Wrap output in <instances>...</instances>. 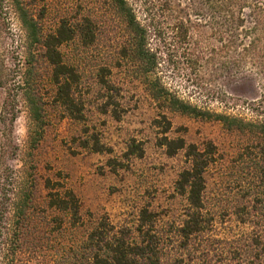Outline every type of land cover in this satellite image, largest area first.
Listing matches in <instances>:
<instances>
[{"label": "rangeland", "instance_id": "obj_1", "mask_svg": "<svg viewBox=\"0 0 264 264\" xmlns=\"http://www.w3.org/2000/svg\"><path fill=\"white\" fill-rule=\"evenodd\" d=\"M124 1L121 10L113 0H25L43 35L61 24L77 31L59 51L78 75V118L56 101L50 66L40 48L34 50L29 79L43 101L40 137L18 86L25 32L9 15L0 38V207L7 211L0 264L79 263L81 244L102 219L130 228L131 239L139 241L142 209L154 215L159 237L171 238L160 246V264H264L259 140L237 123L255 120L264 83L252 71L223 69L221 44L190 0ZM175 100L194 114L179 111ZM12 112L10 125L3 116ZM164 137L200 149L208 142L215 146V162L204 175V228L185 248L173 233L190 210L175 183L190 161L185 149L169 155ZM95 140L103 152L93 150ZM133 141L141 156L130 154ZM46 179L74 192L79 222L48 207ZM14 205L22 206L25 217L13 216Z\"/></svg>", "mask_w": 264, "mask_h": 264}, {"label": "trees", "instance_id": "obj_2", "mask_svg": "<svg viewBox=\"0 0 264 264\" xmlns=\"http://www.w3.org/2000/svg\"><path fill=\"white\" fill-rule=\"evenodd\" d=\"M113 1L118 8L124 10V0ZM190 1L193 6L191 10L196 16L207 17V25L213 37L221 44L222 57L225 59L222 64L223 69L229 72L252 71L264 83V0ZM12 12L25 32V38L23 41L20 40L18 46V49H23L26 53L24 59L19 61L21 62L19 67H23L21 73L23 79L18 82V86L28 106L31 121L36 129V137H40L41 132L37 130L41 131L43 123V101L38 88H35L34 83L29 79L32 77L33 80L32 64L35 60L34 54L38 53L34 50L40 48V56L50 66V82L55 87L56 101L69 115L78 118L79 104L73 96L78 84V75L71 66L63 62L59 51L61 45L71 40L77 31L74 27L61 24L53 33L43 35L25 0H0V38L3 37V29L11 24L9 15ZM126 16L128 25L136 31L134 18L128 14ZM175 102L179 111L194 114L195 109L190 105L180 100H175ZM254 108L256 117L253 122L244 120L237 122L236 119L231 120L227 116H220L219 119L223 122H237L245 126L243 129L252 130L258 135L259 141L255 147L256 157L260 161L257 171L258 182L264 184V99L257 102ZM5 114L6 117L3 116V119L9 117L8 123L13 124L16 118L14 112ZM242 126L238 125L237 128H242ZM161 145L168 147L169 155L185 149V154L190 161V167L178 175L175 183V191L186 197L190 210L187 219L176 227L173 233L180 238L178 247L185 248L188 239L202 232L204 228L202 217L204 215L203 194L206 188L204 175L208 167L215 162V146L208 142L200 149L194 144L186 145L183 139L168 140L166 137ZM93 146L95 152L104 151V147L97 140L94 141ZM129 150L130 154L138 152L137 156L142 155L141 146L139 143L135 144V141L131 143ZM45 188L48 191V207L67 213L74 223L79 222V200L74 192L66 188L63 183H52L49 179L45 180ZM6 213V209L0 207V235H2L1 224ZM13 213V216H20L21 219L26 215L22 206L18 205L13 206ZM136 231L141 236L139 241L131 239L130 228H116L102 219L80 246L84 260L71 264H160V257L163 253V248L160 246L170 236L159 237L154 229V215L147 209H142L140 212ZM262 236L264 235H261L259 239ZM259 252L258 257L262 254V248Z\"/></svg>", "mask_w": 264, "mask_h": 264}]
</instances>
